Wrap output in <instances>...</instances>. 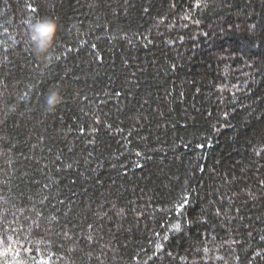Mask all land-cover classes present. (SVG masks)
I'll return each instance as SVG.
<instances>
[{
	"label": "trees",
	"instance_id": "trees-1",
	"mask_svg": "<svg viewBox=\"0 0 264 264\" xmlns=\"http://www.w3.org/2000/svg\"><path fill=\"white\" fill-rule=\"evenodd\" d=\"M0 217L23 264H264V0H0Z\"/></svg>",
	"mask_w": 264,
	"mask_h": 264
},
{
	"label": "clouds",
	"instance_id": "clouds-1",
	"mask_svg": "<svg viewBox=\"0 0 264 264\" xmlns=\"http://www.w3.org/2000/svg\"><path fill=\"white\" fill-rule=\"evenodd\" d=\"M58 31V23L50 18H40L30 24V40L38 57L46 60L51 55ZM61 102L59 90L49 92L45 98V106L49 111L55 110Z\"/></svg>",
	"mask_w": 264,
	"mask_h": 264
},
{
	"label": "snow or ice",
	"instance_id": "snow-or-ice-1",
	"mask_svg": "<svg viewBox=\"0 0 264 264\" xmlns=\"http://www.w3.org/2000/svg\"><path fill=\"white\" fill-rule=\"evenodd\" d=\"M197 3L199 4V0H197ZM187 203L188 201L185 200L184 204ZM0 219H3V217H0ZM21 251L31 252V249L22 248L20 243L15 240L14 235H8L6 239L0 235V264H23V261L19 259ZM40 264H45V262L41 261ZM47 264H50V262H47Z\"/></svg>",
	"mask_w": 264,
	"mask_h": 264
}]
</instances>
